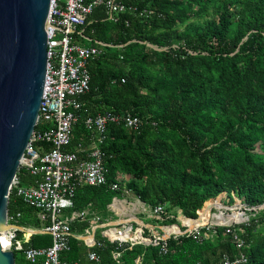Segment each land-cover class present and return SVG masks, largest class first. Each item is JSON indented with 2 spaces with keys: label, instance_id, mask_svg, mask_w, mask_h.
Segmentation results:
<instances>
[{
  "label": "trees",
  "instance_id": "16d2710c",
  "mask_svg": "<svg viewBox=\"0 0 264 264\" xmlns=\"http://www.w3.org/2000/svg\"><path fill=\"white\" fill-rule=\"evenodd\" d=\"M106 1L84 25L91 40L86 45L108 46L88 64L90 87L79 97L80 117L67 150L90 143L87 117L131 115L142 124L135 131L123 123L106 125L100 149L107 184L78 187L73 210L89 207L108 219L112 199L130 193L151 209L162 206L170 215L179 210L196 219L207 201L225 193L228 204L236 197L254 208L247 223L233 228L243 247L224 227H214L201 241L191 235L169 239L165 255L150 245L121 249L119 263L141 258V264H219L223 255H244L245 264H264V0H116L126 8L116 21L108 18ZM43 129L38 124L34 130ZM16 176L20 185L34 184L35 177L21 167ZM113 183L117 191L110 190ZM7 212L21 213L20 227H42L35 210L13 191ZM87 227L73 223L71 231L81 234ZM96 235L103 246L90 249L71 239L61 259L92 264L91 250L101 264H116L117 245ZM49 245L46 234L23 242ZM13 253L15 264H27L20 252Z\"/></svg>",
  "mask_w": 264,
  "mask_h": 264
},
{
  "label": "built area",
  "instance_id": "2783aa9c",
  "mask_svg": "<svg viewBox=\"0 0 264 264\" xmlns=\"http://www.w3.org/2000/svg\"><path fill=\"white\" fill-rule=\"evenodd\" d=\"M100 3L101 0L91 2L50 0L46 20L45 81L36 120V125L41 124L45 126V129L33 131L19 166L35 177V184L20 185L15 176L9 190V194L13 191L22 199L25 206L35 210L36 218L42 227L25 229L17 225L21 218L20 212L10 215L7 213L9 227L2 233L6 244L5 249L20 252L27 264H78L62 260L61 254L70 250L71 239L81 240L90 249L94 246H103L97 238L98 233L105 241L117 245L112 258L116 264H120L121 249L131 250L136 245H150L157 247L159 253L165 255L168 251L169 239L175 240L180 236L191 235L196 241H201L215 233L214 227H224L225 232L232 236L236 246L243 247L244 241L233 228L244 221H228V216L233 212L224 214L218 209L217 214L223 216V221L214 218L212 225L190 227L187 221L192 220L184 216L177 219V215L166 213L162 206L153 209L147 207L146 210L157 218L155 227L157 231L152 235L150 233L152 231H148L149 234L146 232L142 223L140 226H133L130 223L116 224L110 218L103 219L93 213L89 207L73 210V200L78 187H100L107 184V170L103 163V152L100 149L106 140V125L109 122L123 123L125 127L135 131L142 124L139 117L131 115L105 113L87 117L83 125L90 133V143L78 144L72 150H67L71 144L72 128L80 117L79 110L82 105L79 97L87 93L90 87L88 64L102 54L104 46H108L98 41H94V45H86L91 40L85 35L84 25L93 8ZM106 9L108 18L114 21L119 14L126 11L124 5L117 3L116 0L106 1ZM45 145L48 146L47 150ZM109 188L112 191L119 189L117 183L111 184ZM110 206L109 210L113 212L116 211L115 209H121L120 199L114 197ZM251 209L254 208L247 207L246 210ZM211 210H209L210 213ZM237 210L234 212L240 213L243 217L244 211ZM173 218L180 227L179 233L163 230V226L174 224L165 223L166 220ZM81 222L88 223L84 232L81 234L72 232L71 225ZM203 228L206 230H202ZM19 232L23 234L21 239L18 237ZM33 234L50 236L51 245L24 247L23 242ZM87 260L92 264H101L100 255L95 251L88 252ZM246 261L244 255L235 260L223 255L219 264H245ZM135 264H141V258H138Z\"/></svg>",
  "mask_w": 264,
  "mask_h": 264
},
{
  "label": "water",
  "instance_id": "95a60500",
  "mask_svg": "<svg viewBox=\"0 0 264 264\" xmlns=\"http://www.w3.org/2000/svg\"><path fill=\"white\" fill-rule=\"evenodd\" d=\"M49 4L0 0V264H15L2 233L9 227V190L35 129L43 93ZM198 211L196 219H186L198 220ZM163 230L179 233L180 227L174 223Z\"/></svg>",
  "mask_w": 264,
  "mask_h": 264
},
{
  "label": "rangeland",
  "instance_id": "374dc122",
  "mask_svg": "<svg viewBox=\"0 0 264 264\" xmlns=\"http://www.w3.org/2000/svg\"><path fill=\"white\" fill-rule=\"evenodd\" d=\"M256 152H260V151L257 150ZM124 197H125L124 199L127 202L132 203V204H130L131 206L134 205V206H137L138 208H140V205H141V207L143 206L141 204V202L138 199H136L133 195H131L130 193H125ZM116 198L120 199V197H116ZM227 200L228 199L226 198L225 193H222L218 197H216L215 199H211V200L207 201L206 202L207 204L205 203L206 205L205 204L203 205L202 209L203 208L204 209L201 213L205 212L207 210V208H208V211L205 214L203 213L201 215V217H200V213H199V218H200L199 221H195L193 223H192V221H189L188 223L190 224V227H196L199 225H212L213 222L215 221V219H217L219 221H223V216L221 214H217L219 210L223 211L224 214H227V213L230 214L231 212H233L231 215L228 216V219L231 218L232 221H234V220L236 222H243L244 221V223H242V224L247 223L248 218H249L247 213L250 210H246L247 207H245V205L242 203V200L237 199L235 197L234 202L231 204L230 203L228 204ZM219 202H221L222 205ZM216 207H219V208L222 207V208L218 210ZM210 209H212L211 213L209 211ZM237 209H239V210H237ZM235 210H237L239 212L244 211L243 217L240 215V213L234 212ZM212 214H216V215H212ZM246 217H247V219H246Z\"/></svg>",
  "mask_w": 264,
  "mask_h": 264
},
{
  "label": "crops",
  "instance_id": "0c3cea01",
  "mask_svg": "<svg viewBox=\"0 0 264 264\" xmlns=\"http://www.w3.org/2000/svg\"><path fill=\"white\" fill-rule=\"evenodd\" d=\"M89 144V143H88ZM87 144V145H88ZM34 184H35V180H34ZM33 184V185H34ZM33 185H29V186H33ZM123 194L120 197V207L121 209H115L116 211L113 212L111 210H109V207H111L110 205H108V211L110 212V216L109 218L111 219V221L113 223H130L133 224V226H140L143 224L144 229L146 230V232L148 233V231H152L150 232L152 235L155 234V232L157 231L155 229L156 227V217L151 215L147 210V206L141 202V204L143 205L140 208H138L137 206H131L130 202H127L124 198ZM220 203V202H219ZM142 208V209H141ZM139 209V210H138ZM145 209V210H144ZM146 211V212H145ZM182 213L178 210L176 215H177V219L182 218ZM181 215V216H180ZM106 219V218H105ZM142 223V224H141ZM24 228V227H23ZM25 229H31V228H25ZM154 230V231H153ZM149 234V233H148Z\"/></svg>",
  "mask_w": 264,
  "mask_h": 264
},
{
  "label": "bare ground",
  "instance_id": "6f19581e",
  "mask_svg": "<svg viewBox=\"0 0 264 264\" xmlns=\"http://www.w3.org/2000/svg\"><path fill=\"white\" fill-rule=\"evenodd\" d=\"M208 211V208H207V210L205 211V212H203L204 214L206 213ZM201 213V212H200ZM200 219V218H199ZM199 219L198 220H195V221H199ZM224 220V219H223ZM235 221V220H234ZM189 221H187V223H188ZM236 222V221H235ZM188 225L190 226V224L188 223ZM4 239V238H3ZM4 245H6L5 244V240H4Z\"/></svg>",
  "mask_w": 264,
  "mask_h": 264
}]
</instances>
